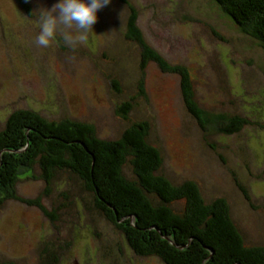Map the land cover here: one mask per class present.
<instances>
[{"label":"rangeland","instance_id":"1","mask_svg":"<svg viewBox=\"0 0 264 264\" xmlns=\"http://www.w3.org/2000/svg\"><path fill=\"white\" fill-rule=\"evenodd\" d=\"M24 1L29 13L18 0H0V131L11 113L29 109L51 121L90 124L102 140L144 124L147 143L160 152L158 173L175 186L195 183L205 204L224 199L245 246H264L261 44L213 0H111L86 43L69 44L58 28L39 47L40 12L60 0ZM130 6L166 72L155 62L140 68L141 48L125 38ZM179 69L200 119L186 105ZM122 173L135 180L129 163ZM40 175L36 164L22 168L12 190L19 199L0 204V264H164L135 254L69 170H54L48 185Z\"/></svg>","mask_w":264,"mask_h":264},{"label":"trees","instance_id":"2","mask_svg":"<svg viewBox=\"0 0 264 264\" xmlns=\"http://www.w3.org/2000/svg\"><path fill=\"white\" fill-rule=\"evenodd\" d=\"M213 1L241 34L258 41L264 50V0ZM18 3L29 13L24 0ZM128 12L125 38L140 46V68L155 62L161 70H169L166 61L145 43L136 9L130 6ZM176 73L190 113L200 119L191 82L184 70ZM111 84L119 91L115 81ZM146 137L144 124L132 125L111 141L98 138L90 124L47 120L32 109L11 113L0 131V204L19 199L12 190L22 168L38 165L47 185L54 170L65 169L95 195L98 211L123 234L135 254L156 256L164 264H264V246H245L224 199L205 204L195 183L175 186L158 173L160 152ZM128 163L134 181L123 176ZM177 204L183 206L180 213L172 207ZM46 215L55 218L52 213Z\"/></svg>","mask_w":264,"mask_h":264},{"label":"clouds","instance_id":"3","mask_svg":"<svg viewBox=\"0 0 264 264\" xmlns=\"http://www.w3.org/2000/svg\"><path fill=\"white\" fill-rule=\"evenodd\" d=\"M111 0H60L50 10H43L39 17V32L35 43L47 47L55 38L58 28L69 44L86 43L88 33L97 23V12L110 4Z\"/></svg>","mask_w":264,"mask_h":264}]
</instances>
